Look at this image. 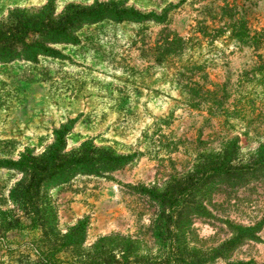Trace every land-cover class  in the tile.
<instances>
[{
	"label": "rangeland",
	"instance_id": "obj_1",
	"mask_svg": "<svg viewBox=\"0 0 264 264\" xmlns=\"http://www.w3.org/2000/svg\"><path fill=\"white\" fill-rule=\"evenodd\" d=\"M112 3L149 19L106 18L70 34L69 44H49L53 54L0 64V161L44 162L66 126L61 158L90 150L129 159L97 176L44 180L36 223L29 172L0 167V264L169 253L184 264H264V171L239 188L204 182L225 151L234 147L235 162L247 166L264 143V0H0V23L52 10L58 26ZM225 3L234 12H221ZM242 16L255 45L221 29ZM189 178L188 210L170 223L147 191L173 192Z\"/></svg>",
	"mask_w": 264,
	"mask_h": 264
},
{
	"label": "trees",
	"instance_id": "obj_2",
	"mask_svg": "<svg viewBox=\"0 0 264 264\" xmlns=\"http://www.w3.org/2000/svg\"><path fill=\"white\" fill-rule=\"evenodd\" d=\"M119 4L121 3H112L107 6L97 5L87 11L78 10L73 16L58 26H54L50 22L53 14L52 10H47L45 16L39 18H33L24 13L16 12L9 24L0 23V64H7L19 58L32 61L38 55L53 54L54 51L48 47L49 44H69L73 41L70 34L76 32L84 25L96 24L106 18H111L117 22L122 20L143 22L149 19L135 12L133 9L119 12L112 10L113 8H117ZM235 8V4L225 3L219 9L221 12L232 13ZM246 13L245 15H247ZM244 17H240L238 21L229 20L228 22L226 19H222L223 24L221 29L226 27V30L230 32V38L236 40L239 44L244 45L251 42L255 45L258 40L256 37L249 36L248 21ZM69 129V126H66L57 132L56 142L51 147L47 160L42 163H33L31 160H28V155H23L21 160L16 163L12 161H0V167L15 168L20 171L29 172L28 210L33 223H36L40 219L33 202L44 180L50 178H62L66 180L73 178L76 174L97 176L121 169L129 162L128 158L113 156L109 151H100V155L94 157L93 151L85 150L75 159L65 160L61 158V154L66 146L64 138ZM234 153V147L225 151L223 160L219 164L210 166L205 171V184L212 180V178H219L227 187L239 188L253 179L262 177L260 173L264 171V143L258 146L257 157L253 164L243 166L238 164L239 162L236 163ZM63 175L65 176L63 177ZM194 185L195 183L192 181V178H189L182 185L174 186L173 192L169 191L168 188L160 193L149 190L147 194L168 210L165 218L171 223L175 216H181L188 210L185 203L188 202L189 198H192L194 191L192 187ZM132 249L133 246L128 245L124 250V254L130 253ZM121 258V260L107 258L88 264H184V259L173 253L166 254L162 258L153 261L136 258L130 261L127 255Z\"/></svg>",
	"mask_w": 264,
	"mask_h": 264
}]
</instances>
